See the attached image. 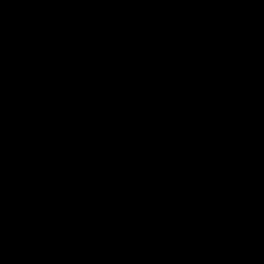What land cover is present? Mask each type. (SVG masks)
I'll return each mask as SVG.
<instances>
[{"label":"rangeland","instance_id":"obj_1","mask_svg":"<svg viewBox=\"0 0 264 264\" xmlns=\"http://www.w3.org/2000/svg\"><path fill=\"white\" fill-rule=\"evenodd\" d=\"M156 7L154 0H0L3 17L18 21L0 62V107L24 110L16 113L24 130L17 166L0 172V264H66L60 240L86 245L102 264H155L179 248L170 239L180 235V219L166 209L174 184L157 181L176 168L123 144H89L66 132L58 115L70 107L79 131L74 111L103 134L136 119L147 133L181 136L190 118L160 90L169 75L153 82L151 53L170 36L159 23L169 13L157 16ZM71 73L84 78L78 92L67 88ZM130 91L135 101L126 102ZM184 184L185 177L177 187Z\"/></svg>","mask_w":264,"mask_h":264},{"label":"trees","instance_id":"obj_2","mask_svg":"<svg viewBox=\"0 0 264 264\" xmlns=\"http://www.w3.org/2000/svg\"><path fill=\"white\" fill-rule=\"evenodd\" d=\"M154 1L157 16L169 13L159 23L170 36L151 53L153 82L169 75L160 90L166 88L174 107L186 109L187 128L178 127L180 137L157 129L147 133L144 121L130 119L105 135L74 111L79 131L70 126V107H58L64 130L82 133L85 142L101 148L138 149L142 157L176 168L170 176L160 172L157 181L170 177L174 184L166 209L180 219V235L170 239L179 248L155 264H264V0ZM15 22L0 13V62H6V46L18 34ZM140 75L143 84L144 71ZM83 79L69 74L67 88L78 92ZM122 98L135 101L131 91ZM124 108L136 113L140 107ZM20 111L24 114L23 107H0V172L17 166L21 154ZM184 177L186 184L177 187ZM79 243L57 242L61 262L102 264ZM143 263L141 258L138 264Z\"/></svg>","mask_w":264,"mask_h":264}]
</instances>
